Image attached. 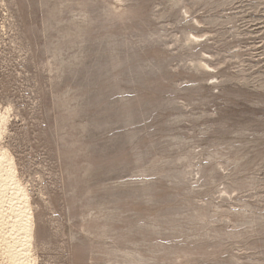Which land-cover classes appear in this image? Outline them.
<instances>
[{
  "label": "rangeland",
  "instance_id": "1",
  "mask_svg": "<svg viewBox=\"0 0 264 264\" xmlns=\"http://www.w3.org/2000/svg\"><path fill=\"white\" fill-rule=\"evenodd\" d=\"M0 175V264H264V0H0Z\"/></svg>",
  "mask_w": 264,
  "mask_h": 264
},
{
  "label": "bare ground",
  "instance_id": "2",
  "mask_svg": "<svg viewBox=\"0 0 264 264\" xmlns=\"http://www.w3.org/2000/svg\"><path fill=\"white\" fill-rule=\"evenodd\" d=\"M4 156V155H3ZM12 168V167H11ZM14 169V168H13ZM2 173V172H1ZM0 178H1V175H0ZM18 183V182H17ZM4 184V183H3ZM2 184V181H0V187H3L4 185ZM1 195H3V194H1ZM25 195H26V193H25ZM27 197H28V195H27ZM24 198V197H23ZM12 201V200H11ZM3 203V197L2 196H0V206H1V204ZM13 207V206H12ZM29 207L26 205L25 206V208H24V210H23V212H22V214H24L25 215V223H26V225L25 224H23L22 225V230L21 231H23V238L25 239V242L23 241H20V243H27L28 241H29V243H30V239L32 238L31 237V232H32V225H31V223H30V221L31 220H29L30 219V215H29ZM22 239V238H21ZM29 251L28 250H25V254H27ZM18 253V251L16 252V254ZM16 254H10V259L12 258V259H14L15 257H16ZM8 260V259H7Z\"/></svg>",
  "mask_w": 264,
  "mask_h": 264
}]
</instances>
